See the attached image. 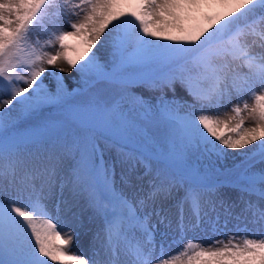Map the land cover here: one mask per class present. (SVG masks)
Wrapping results in <instances>:
<instances>
[{
	"label": "snow or ice",
	"instance_id": "6c2138e0",
	"mask_svg": "<svg viewBox=\"0 0 264 264\" xmlns=\"http://www.w3.org/2000/svg\"><path fill=\"white\" fill-rule=\"evenodd\" d=\"M0 264H264V0H0Z\"/></svg>",
	"mask_w": 264,
	"mask_h": 264
},
{
	"label": "rangeland",
	"instance_id": "374dc122",
	"mask_svg": "<svg viewBox=\"0 0 264 264\" xmlns=\"http://www.w3.org/2000/svg\"><path fill=\"white\" fill-rule=\"evenodd\" d=\"M63 22V21H62ZM64 27L65 29L68 28V25L66 23H64ZM40 38L41 40H43L46 37V33H44L42 30H38L37 32H35L33 34V39L36 38ZM71 43H75V41H70ZM162 42V41H161ZM100 46L98 45L97 48H99ZM48 51H53V49H47ZM94 51H96V49H94ZM99 56L101 57H105L106 53L104 51L103 48L100 49V51L97 53ZM60 67H67L64 64H60ZM51 71H53L52 69H50L48 72H46L44 74V82L45 84H49L51 82L52 85L55 84V77H53L51 75ZM69 74V75H68ZM58 76H61L62 79V83L63 85L67 88V91L69 93H71L73 96H76L79 98L80 102H83V100L86 99V97H80L79 93H80V89L82 87V82L80 81V76L79 73L75 70L72 69L68 72L65 73H57ZM75 90V91H74ZM136 92L142 93L144 95L145 98H150L152 99L153 102H155V98L159 95V92H153V91H149L147 90V88L145 87H137L135 89ZM165 95L168 98H172V93L168 90H165ZM176 97L178 99H180L181 101L183 100H190L189 97H187V95L179 88V86H177V92H176ZM249 100V103H251V99L250 98H246ZM233 103H235V101H233ZM230 109H231V105H228L227 107L221 109L219 115L221 118L224 117V113L225 112H229L230 113ZM48 113H46L47 115ZM52 115H57L58 114V110H54L52 113ZM245 126H249V122L246 121ZM166 143V137H165V133L163 132V129H161L160 131L156 132V144L155 147L157 149H159V146L161 144ZM231 153V150H227ZM244 150H237V153L240 154H236V153H231L229 155V157L227 158L226 161L223 162V167H227V168H231L233 165L237 164L240 162V160L243 159L242 153ZM175 159L178 160L177 166H183V162L179 159V157H176ZM195 163V161H194ZM212 161H208V160H203L202 161V165L207 168L209 164H211ZM257 167H259V165H257ZM117 173H119V168L117 169ZM117 180H119V175H117ZM222 192L229 197L235 198L237 195H232L233 192L230 191V188H224L222 189ZM234 196V197H233ZM255 199V198H253ZM74 211H76L79 215V220H78V226L76 227V233L77 235L75 236L74 240H73V244L71 246L70 251L73 253H84L85 255H87L89 253V246H90V242L92 240V236L93 233L96 230V223L91 221L89 219V217L92 215L91 210L87 209L86 207H84L83 205V201L81 202V206L79 208L74 209ZM236 222L235 221H231L228 224V231L229 234H231L232 231H234V224ZM94 226V229L92 231H90V227ZM243 226V225H241ZM249 228H254L253 225L249 224ZM64 230L67 231L68 227L65 226ZM90 231V232H89ZM257 233L253 230L249 233V235H256ZM190 238L195 239V240H200L201 242L207 244L210 243V238H214V239H220L224 234L223 233H218V234H212V233H201V232H193V233H189L188 234ZM183 244L182 242H177L172 244L171 246V250L174 249L175 252L178 251V249L182 248ZM166 249H170V248H166Z\"/></svg>",
	"mask_w": 264,
	"mask_h": 264
},
{
	"label": "bare ground",
	"instance_id": "6f19581e",
	"mask_svg": "<svg viewBox=\"0 0 264 264\" xmlns=\"http://www.w3.org/2000/svg\"><path fill=\"white\" fill-rule=\"evenodd\" d=\"M69 75V74H68ZM172 248H170V249H166V251H168V252H170L171 254H175L176 252L174 251V249L173 250H171ZM157 251H159V249L157 250Z\"/></svg>",
	"mask_w": 264,
	"mask_h": 264
},
{
	"label": "trees",
	"instance_id": "16d2710c",
	"mask_svg": "<svg viewBox=\"0 0 264 264\" xmlns=\"http://www.w3.org/2000/svg\"><path fill=\"white\" fill-rule=\"evenodd\" d=\"M178 162V160L177 159H175L174 161H173V163H177ZM175 166L177 167V168H180L181 166H177V164H175Z\"/></svg>",
	"mask_w": 264,
	"mask_h": 264
}]
</instances>
